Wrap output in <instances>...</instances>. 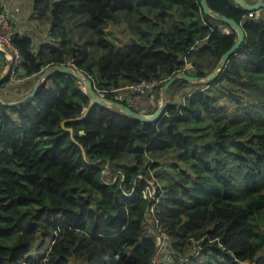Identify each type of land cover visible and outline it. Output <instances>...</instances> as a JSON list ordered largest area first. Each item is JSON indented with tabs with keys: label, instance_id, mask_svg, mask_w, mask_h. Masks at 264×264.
<instances>
[{
	"label": "trees",
	"instance_id": "obj_1",
	"mask_svg": "<svg viewBox=\"0 0 264 264\" xmlns=\"http://www.w3.org/2000/svg\"><path fill=\"white\" fill-rule=\"evenodd\" d=\"M207 4L241 24L245 44L208 84H172L155 122L97 105L83 117V86L56 71L27 102L0 103V264H151L159 236L166 264H264V10L248 18L233 0ZM32 8L46 37L16 25L23 82H0L7 103L53 65L73 66L97 89L167 81L187 64L206 77L236 41L200 0ZM119 27L123 43L111 32ZM152 92L148 115L161 100Z\"/></svg>",
	"mask_w": 264,
	"mask_h": 264
},
{
	"label": "water",
	"instance_id": "obj_2",
	"mask_svg": "<svg viewBox=\"0 0 264 264\" xmlns=\"http://www.w3.org/2000/svg\"><path fill=\"white\" fill-rule=\"evenodd\" d=\"M235 5L242 9L244 12H254L256 17L258 18L262 11L264 10V0H256L255 2L251 3L248 0H233ZM200 7L202 9V12L205 16L212 18L213 20L223 23L227 26H229L235 33H236V41L234 44L231 46L229 50H227L221 57L219 63L215 67V69L206 77H196L192 73L188 72H181L170 79L166 81V83L160 88V104L158 109L150 115H142L139 113L138 109H133L130 108L129 106L120 103V102H115L111 100H107L104 98L99 97L93 86V82L91 81V78H89L86 74L81 72L80 70L74 68L73 66L70 65H53L50 67H47L38 77L36 80L35 84L33 85L32 90L26 94L23 98L14 101V102H5L3 99L0 98V103L4 106H14V105H21L25 102H27L29 99H32L35 94L37 93L39 87L42 85V83L45 81V79L53 72H60L63 74H68L76 78V80L79 82L80 85L83 86L86 95L89 98V106L86 109L84 116H87V114L90 112L91 108L94 105L100 106L102 108L106 109H112L116 110L130 118H133L139 122L142 123H152L163 116H165V110L167 106V91L169 87L174 84L175 82L179 80H184L188 83L191 84H196V85H206L212 80H215L220 73L223 71L225 68L227 62L229 61L230 57L233 56L236 51L243 45L245 44L246 41V36L243 31V28L241 24L236 23L233 19L227 18L223 15L218 14L217 12L211 10L207 4V0H200ZM6 70L0 75V82L4 81L7 78L8 71L10 69L11 62L9 60H6ZM81 135L83 133L81 132ZM160 244L163 241V238L160 236L158 237ZM159 251V246L156 248L155 255Z\"/></svg>",
	"mask_w": 264,
	"mask_h": 264
},
{
	"label": "built area",
	"instance_id": "obj_3",
	"mask_svg": "<svg viewBox=\"0 0 264 264\" xmlns=\"http://www.w3.org/2000/svg\"><path fill=\"white\" fill-rule=\"evenodd\" d=\"M254 12H247L248 18H253ZM14 30L13 27L2 12H0V54L3 55L5 61L9 60L11 62L10 69L8 71L7 78L9 79V85H18L23 82L21 78L17 77V70L21 63V56L18 49L14 46ZM189 67V66H188ZM166 83V80H152V81H142L137 84H132L125 86L123 88H103L97 89L94 86L96 94L104 99L120 102H125L130 108L138 106L137 104L145 99V97L155 90L156 88H161ZM143 107V108H142ZM139 113L147 116L146 109L142 106ZM160 237V236H159ZM163 240L165 239L161 236ZM162 244V242H161ZM161 244L158 238L159 250ZM151 264H166L160 261L158 253L154 256Z\"/></svg>",
	"mask_w": 264,
	"mask_h": 264
},
{
	"label": "rangeland",
	"instance_id": "obj_4",
	"mask_svg": "<svg viewBox=\"0 0 264 264\" xmlns=\"http://www.w3.org/2000/svg\"><path fill=\"white\" fill-rule=\"evenodd\" d=\"M0 1L1 2L4 1L3 4L5 5V7L13 9V11L16 13V15H17L16 24H18V22H20L22 27H27L29 25L34 24L37 30L44 32L45 27L37 26V23L39 24V22L33 14V8H32L33 0H0ZM49 1H53V0H49ZM107 31H109V29H107ZM111 32L116 33V35H117L116 38L119 41H121V43L125 42L128 39L125 31L122 30V27H119L118 30L114 29ZM107 34H108V32H107ZM154 93L155 92H152L151 94H154ZM151 184L152 183L150 182V185ZM150 194L153 198L155 191L151 190ZM44 248L45 247H43L41 249V251H39V253L44 252L46 250V249L44 250ZM35 253H37V251H35Z\"/></svg>",
	"mask_w": 264,
	"mask_h": 264
},
{
	"label": "crops",
	"instance_id": "obj_5",
	"mask_svg": "<svg viewBox=\"0 0 264 264\" xmlns=\"http://www.w3.org/2000/svg\"><path fill=\"white\" fill-rule=\"evenodd\" d=\"M3 2L4 1H0V9H1V12L4 14V15H6V17L8 18V20L10 21V23H11V25H12V27H13V30L16 32L17 30H16V21H17V15H16V13L13 11V9H11V8H8V7H5V5L3 4ZM18 23H20V22H18ZM37 31V29H36V27H35V25L33 24V25H29L28 26V28L26 29V28H24V33H28V34H30V32L31 33H35V34H37L36 35V38H38V35H39V33L38 32H36ZM41 32V31H40ZM23 33V34H24ZM41 35H42V38L43 39H45V37H46V33L45 32H41ZM6 61H5V59H4V57H3V55L2 54H0V75L6 70ZM21 89H23V88H26V86H24V87H20ZM31 91V89L28 91V92H30ZM24 97V96H23ZM138 106H142V105H145V106H147L148 105V100H147V98H146V100L144 99L143 101H141V102H139L138 104H137Z\"/></svg>",
	"mask_w": 264,
	"mask_h": 264
},
{
	"label": "clouds",
	"instance_id": "obj_6",
	"mask_svg": "<svg viewBox=\"0 0 264 264\" xmlns=\"http://www.w3.org/2000/svg\"><path fill=\"white\" fill-rule=\"evenodd\" d=\"M189 66V67H188ZM191 68V66L190 65H186V68H185V71H183V72H186V70H189ZM158 253H159V251H158Z\"/></svg>",
	"mask_w": 264,
	"mask_h": 264
}]
</instances>
